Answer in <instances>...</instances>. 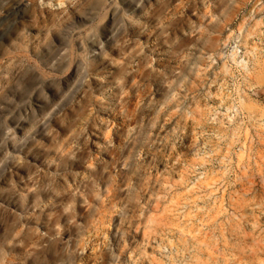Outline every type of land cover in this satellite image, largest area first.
<instances>
[{
    "label": "rangeland",
    "instance_id": "obj_1",
    "mask_svg": "<svg viewBox=\"0 0 264 264\" xmlns=\"http://www.w3.org/2000/svg\"><path fill=\"white\" fill-rule=\"evenodd\" d=\"M0 264H264V0H0Z\"/></svg>",
    "mask_w": 264,
    "mask_h": 264
},
{
    "label": "bare ground",
    "instance_id": "obj_2",
    "mask_svg": "<svg viewBox=\"0 0 264 264\" xmlns=\"http://www.w3.org/2000/svg\"><path fill=\"white\" fill-rule=\"evenodd\" d=\"M260 91H262V93H263V90H259V93H260Z\"/></svg>",
    "mask_w": 264,
    "mask_h": 264
}]
</instances>
